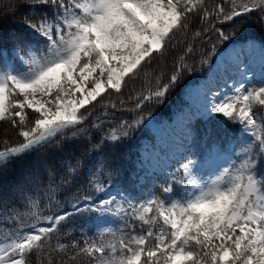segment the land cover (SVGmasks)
<instances>
[{
    "label": "snow or ice",
    "instance_id": "obj_1",
    "mask_svg": "<svg viewBox=\"0 0 264 264\" xmlns=\"http://www.w3.org/2000/svg\"><path fill=\"white\" fill-rule=\"evenodd\" d=\"M22 7L27 8L22 29L10 33L9 46L0 45V122L9 126L0 139V208L5 210L0 264H34L33 258L35 264H54L57 253L67 259L61 256L55 264H79L82 256L86 264H264V65L258 78L253 68L244 71L249 82L235 85L224 100L211 92L205 97V111L221 114L243 133L244 139L233 144L239 162L229 159L205 178L197 161L185 156L178 162L179 176L161 184L159 194L120 203L116 196L104 198L108 187L99 178L89 181L98 197L76 195L63 211L51 174L46 204L29 195L43 184L31 170L46 162L45 150L92 143L88 125L100 129L105 122L100 116L90 120L97 104L107 116L109 108H117L111 96L144 77V88L129 96L134 103L126 111L134 117L92 145L118 149L145 123L146 105L163 102L191 71L187 59L194 42L203 37L211 42L215 34L216 42L200 59L207 64L217 45L254 16L264 29V0H15L0 5V20ZM197 18L200 27L193 31ZM189 33L191 42L165 82L152 65ZM80 163L67 174L74 176ZM21 177L8 189L9 181ZM21 199L23 212L13 207ZM85 212L110 213L125 223L100 229L82 245L62 242V226Z\"/></svg>",
    "mask_w": 264,
    "mask_h": 264
},
{
    "label": "trees",
    "instance_id": "obj_2",
    "mask_svg": "<svg viewBox=\"0 0 264 264\" xmlns=\"http://www.w3.org/2000/svg\"><path fill=\"white\" fill-rule=\"evenodd\" d=\"M15 0H0V5L6 3H14ZM214 0H209V3ZM7 11V10H5ZM27 15V8H20L15 15H9L7 18L0 20V45L9 46L10 33L21 30L24 23V16ZM258 15V14H256ZM200 27L198 18L193 22V31ZM225 31H230L228 26H224ZM212 35L211 42L207 37H203L194 42V53L187 59V63L191 67V71H186L180 82L174 87L166 99L161 103L148 104L144 108L146 116L145 123L140 128L134 130L131 135L122 140L118 149L101 147L94 148L92 145L100 142L101 137L107 133L109 128L119 125L121 120H130L134 117V113L126 111L127 108L133 106V101L129 96H134L137 92L144 88V77L141 76L134 82H130L128 87L122 94H113L111 101L117 104L116 109H108V115H101V107L96 105L94 115L90 120L95 121L97 116L104 120V124L100 129H91V141L89 144L84 141L77 142L71 148H65L63 145H56L51 149L45 150L42 154L46 159L43 164H38L31 173L39 175L43 178V184L37 188L34 193H29L33 198L39 199L41 204L48 202L47 192V177L51 174L54 176L52 181L55 191V199L60 201L59 211L70 209L71 203L74 201L76 195H93L98 197L100 194L95 192V188L90 185L89 181L99 178L100 182L108 187V192L104 193V198L109 196H116L117 202H124V198L140 199L151 191L159 194L161 184L170 182L173 176L178 177L179 160L175 155L184 158L185 154H193L191 158L198 163L200 173H206L212 167L213 160L220 155L226 154L230 159L237 160L234 154L233 144L237 140L244 139L243 133L240 132L239 127L226 119H222L219 114L213 117L204 118L202 116H195L194 111L186 95L191 92L207 74L211 67L216 62V55L211 56L208 63L201 65L200 59L209 52L211 43L216 42V36ZM248 40L258 41L261 47H264V29H262L257 22L255 16L252 22H248L246 26L237 29V35L233 36L229 41L217 45V53L225 50L231 45ZM191 42V33L187 39H182L179 44L169 50L167 56L154 62L152 69L157 73L163 72L165 82L168 76L175 70L178 64V58L184 53L185 44ZM7 50V49H6ZM101 99H106L102 97ZM123 99L125 104L120 105L119 101ZM183 114L189 120L183 121L181 127L173 126L170 131L171 140L175 142L174 149L167 140H156V137L151 133L148 127V120L154 118L158 122H168L170 124L175 122V118L179 114ZM9 126L0 122V139L5 136V128ZM186 129V134L190 131L192 137L183 135ZM182 133H176L175 130ZM7 136L11 140H15V132L10 129ZM157 145L172 161L169 166H163L162 161L157 165L158 171L150 170L143 163L142 151L144 145ZM217 150V151H216ZM237 146L235 152H239ZM56 153L55 155H48V153ZM80 161L79 170L73 175L67 174L69 167H75L77 161ZM153 162V159H148ZM237 162H239L237 160ZM109 168L112 169L109 174ZM9 181L8 189H11L19 179ZM67 180L70 183H62ZM178 192L181 191L179 185H175ZM25 201L21 199L13 207L14 210L23 212L25 210ZM5 210L0 208V213ZM104 217L94 213L85 212L77 214L67 223L62 226L61 239L64 243H70L75 240L81 245L86 239L97 238L98 231L101 229L100 222H104ZM107 238V237H106ZM55 237L53 240L55 241ZM63 254L57 253L54 257V264ZM67 259L66 256H63ZM35 264V258H33ZM87 258L80 257L79 264H86ZM69 264L73 262L69 261Z\"/></svg>",
    "mask_w": 264,
    "mask_h": 264
},
{
    "label": "rangeland",
    "instance_id": "obj_3",
    "mask_svg": "<svg viewBox=\"0 0 264 264\" xmlns=\"http://www.w3.org/2000/svg\"><path fill=\"white\" fill-rule=\"evenodd\" d=\"M260 45L261 44L258 41L248 40L235 43L226 50L217 53L216 63L205 75L207 78L209 74H213V78H211L209 82H206V78L204 77L200 84L186 95L191 108L195 112V116H203L204 118L215 116L216 113L205 111V105L208 103L205 99L206 95H208L209 92L214 93L218 100H224L228 96H231L235 85H238L241 82H249L245 81L243 75L244 71H247L249 67L253 68L256 77H259L261 67L264 65V48ZM238 64L241 65V70L239 71L237 70ZM210 98L211 97H209V99ZM219 115L222 119H226L221 114ZM177 119H183V115L179 116ZM148 125L158 137L162 139L167 138L169 142H172L173 145L175 144V142L169 138L170 125L167 123H159L154 119H150ZM187 136L192 137L193 135L192 133H188ZM146 147V150L143 151V157L145 160L151 156L157 162L159 161L158 158H161L165 165L170 164L168 156L164 155L158 146L146 145ZM186 156L191 157L190 154ZM229 159L230 158L226 154L220 155L213 160L210 170L206 173L200 174L207 178L208 175L215 173L222 165H225ZM149 166L152 169L155 168L152 164H149ZM103 217L105 220L104 222H100L101 229L106 227L120 228L124 226L125 221L122 218H118L110 213H106Z\"/></svg>",
    "mask_w": 264,
    "mask_h": 264
},
{
    "label": "bare ground",
    "instance_id": "obj_4",
    "mask_svg": "<svg viewBox=\"0 0 264 264\" xmlns=\"http://www.w3.org/2000/svg\"><path fill=\"white\" fill-rule=\"evenodd\" d=\"M211 78H213V74H209L208 77L205 79V81L209 82Z\"/></svg>",
    "mask_w": 264,
    "mask_h": 264
}]
</instances>
